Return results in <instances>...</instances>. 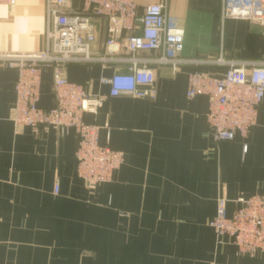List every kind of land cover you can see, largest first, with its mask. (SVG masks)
Segmentation results:
<instances>
[{
  "label": "crops",
  "instance_id": "0c3cea01",
  "mask_svg": "<svg viewBox=\"0 0 264 264\" xmlns=\"http://www.w3.org/2000/svg\"><path fill=\"white\" fill-rule=\"evenodd\" d=\"M83 2L71 0L76 10ZM160 2L138 0L141 9ZM45 4L0 7V53L44 49ZM166 6L168 24L185 31L179 59L200 63L177 71L155 63L153 99L109 97L100 79L123 67L66 68L69 82L106 96L97 114L85 118L100 128L101 145L125 154L112 182L93 195L77 175V136L15 127L18 73L0 70V264H264V254L243 257L219 245L209 227L220 198L231 216L237 199L264 193V101L245 139L217 142L207 123L209 99H186L196 66L222 77L228 63L264 61V26L224 19L223 0H166ZM97 25L99 50L105 23ZM53 102L52 74L44 70L39 106L50 109Z\"/></svg>",
  "mask_w": 264,
  "mask_h": 264
},
{
  "label": "built area",
  "instance_id": "2783aa9c",
  "mask_svg": "<svg viewBox=\"0 0 264 264\" xmlns=\"http://www.w3.org/2000/svg\"><path fill=\"white\" fill-rule=\"evenodd\" d=\"M18 0H0V7L14 8ZM45 47L38 53H0V70H15L16 103L12 122L38 134L54 128L62 135L78 138L75 153L77 175L89 195L111 183L125 162V154L99 142L100 128L86 120L96 115L106 96L90 94L85 87L68 81L70 65L123 67L100 84L110 89L109 97L132 96L153 99L156 74L153 65H199L197 60H181L185 31L168 24L166 0L141 9L138 0H84L80 10L71 0H46ZM223 18L238 19L264 26V0H223ZM98 21L105 23V40L99 50ZM159 52L153 60L144 54ZM224 64V63H222ZM222 77L194 67L188 75L186 99H209L207 123L217 142L245 139L256 124L264 101V61L228 63ZM51 71L53 106H39L41 75ZM247 145L244 146V151ZM59 194V186L54 188ZM228 214V201L220 198L216 215L209 221L219 245H232L238 255L254 258L264 254V193L241 197Z\"/></svg>",
  "mask_w": 264,
  "mask_h": 264
}]
</instances>
